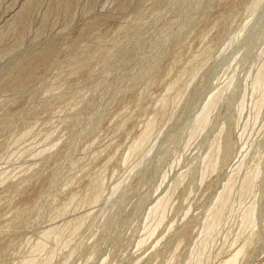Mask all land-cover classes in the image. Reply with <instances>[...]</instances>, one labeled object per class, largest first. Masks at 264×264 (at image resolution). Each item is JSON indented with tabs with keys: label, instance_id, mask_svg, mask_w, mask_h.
Returning <instances> with one entry per match:
<instances>
[{
	"label": "rangeland",
	"instance_id": "1",
	"mask_svg": "<svg viewBox=\"0 0 264 264\" xmlns=\"http://www.w3.org/2000/svg\"><path fill=\"white\" fill-rule=\"evenodd\" d=\"M0 264H264V0H0Z\"/></svg>",
	"mask_w": 264,
	"mask_h": 264
},
{
	"label": "bare ground",
	"instance_id": "2",
	"mask_svg": "<svg viewBox=\"0 0 264 264\" xmlns=\"http://www.w3.org/2000/svg\"><path fill=\"white\" fill-rule=\"evenodd\" d=\"M69 1V0H68ZM43 58V57H42ZM40 59H41V57H40Z\"/></svg>",
	"mask_w": 264,
	"mask_h": 264
}]
</instances>
